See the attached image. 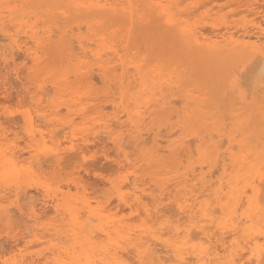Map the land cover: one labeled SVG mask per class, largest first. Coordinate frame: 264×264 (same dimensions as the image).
Returning a JSON list of instances; mask_svg holds the SVG:
<instances>
[{
  "label": "rangeland",
  "instance_id": "rangeland-1",
  "mask_svg": "<svg viewBox=\"0 0 264 264\" xmlns=\"http://www.w3.org/2000/svg\"><path fill=\"white\" fill-rule=\"evenodd\" d=\"M95 1L104 3L103 0ZM157 1L161 2L163 6H169V4H171L169 0ZM204 1L206 2L208 0H183L181 1L182 4H179L177 8L173 9L174 13H178L180 15L181 21L184 24L197 30L200 29L205 34H211L214 25H216L220 29L223 28L221 29L223 31L225 30V28H227L230 32H232L234 38H238V36L242 33V28L247 27L248 29H250L253 23H259L264 29V0H259L260 2L258 0H242V2H240V0H210L208 1V5L206 4L207 2L202 5L201 2ZM108 2L111 4L116 3L118 7H120L121 5V8L127 6L126 0H107V3ZM66 3L67 1L64 0L63 4L65 5ZM78 3H81V0H78ZM242 3H245L243 4L244 6H242ZM48 4L43 5L42 8L47 10ZM11 5L13 7H16H14L15 10L12 9L13 7L11 8ZM240 5L241 7H239ZM2 6L6 7L4 8L0 6V10H3L2 12H4V14H7L6 9L11 10L12 14L10 15V22L7 21L8 18L5 19L6 21L4 25L6 29L12 34H16L17 31L16 39L19 41V43H27V47H31L32 50L36 51L37 54L36 60H33L30 56H27L23 50H10L9 41L6 38L0 36V98H2L0 99V102L3 100V103H0V154L2 153L0 156L6 154V158L8 159L11 158V154L14 155L11 158L13 159V163H11L10 166L7 167V170H5V168L3 169V167L0 165V264H56V261L61 260V257L68 252L80 254L89 251L97 254L101 245L100 240L98 241V238H92L91 240L89 239L87 241V239H83L82 236L84 237L85 234L87 235L91 230H95L99 226L97 214L101 209H103V207L104 209H106L105 213L107 215V211H110V215L116 213L118 217L117 219L121 220V224H125V227H128L130 229V233L132 231L136 234H139L142 229L147 228L149 225L153 231H158L160 228L164 227L165 232L170 226H173L178 228V235L175 236V238L183 237V230L188 226V222L187 220H185V218L183 221L182 216H184V214H182V216L180 215V212L177 211V207L175 204L176 200H178L179 198H181L179 200H182L183 197L187 199V204L193 205V208L196 212L199 210H203L204 208H208L212 218L215 221L222 220L224 215L221 213L219 206L216 204L214 191L219 188L221 177L223 176L221 162L223 154V159H226L228 157L226 154V148L228 146L227 136L230 135L233 128L231 124L233 120L229 119V116H246L250 114L251 110H254V108L256 109V106L257 109H264V88H259L263 86L261 83L262 80H260L262 79V77L257 72H252V70V74L251 72H249L252 77H250V74L248 73V77H250V79H248L247 73L245 72L249 70H246L244 72V69H247L248 67V62L241 65L240 63H238L239 60H237V62L231 64V66L226 65L225 67H220L215 70V72H210L206 69V67H204L201 71V74H198L194 78H190V81L188 79L186 81L182 80L181 82H178L177 86H174L173 89L170 90V92L174 94V96L170 99H179L177 102L169 100V103L165 106V109L163 111L157 109L154 113H152L151 109H147L148 105L145 106L143 104L144 101H146V99L150 97V94L152 95L153 93L157 94L155 99H159L160 96L161 98L164 95L167 96L168 89L164 84H162L159 88L156 87V89H153L154 87L152 86L150 78L153 76L155 71L162 73L164 78H167V76L171 74L172 71L176 72V70H178L176 73L182 72L180 71L181 68H176L175 63L180 62L181 59L183 60V56L181 54H177V56H179V58H177L175 53L173 54V50H171V48H168L170 53H163V51L165 52L167 51V49H163L162 51V46H160L159 44L157 45V42L153 41L152 44L148 43L150 42L149 40H152L151 35L153 36V40L155 39V35L153 34H156L157 37L163 36H159V32L156 31V29H153V25L155 23L154 17L150 18L148 24L137 22L135 34L133 33V35H130L131 38L128 40L127 29L125 28L124 24H122V20H120L122 17V13L120 14V12L115 15L112 14V16H110V12H108L107 19L104 20V24L102 26L93 25L88 28L86 22L87 19H82L80 21L74 22L71 19V12H68L67 18H65L64 16L61 17V15L56 14L57 10L55 12L53 10V14L51 15L52 17H50L49 20H46L47 15L43 13V10L35 7L32 4V0H25V2H23L22 0H15L11 1V3L9 1L5 2V4ZM198 6L200 7L199 9L197 8ZM256 6H258V8ZM20 8H23L22 11ZM24 8H26L27 10ZM252 9L254 10L252 11ZM50 10L52 9L50 8ZM192 10H195L196 12H192ZM60 11L62 12L63 10L59 9V12ZM190 11L192 14L190 13ZM39 12L40 15H38ZM183 12L188 13L186 15L183 14V16L181 15ZM35 13L38 14L35 15ZM150 14L151 11L148 12V15ZM26 15H28L27 17L29 18L25 17ZM33 15H35V18H31L34 17ZM24 19L27 21V24H25L26 22ZM28 19L34 22H29ZM54 21L55 23H53ZM18 23H22L23 26H19ZM54 25H56V27ZM70 27H74V29L77 31L74 30L72 32ZM82 27H84L83 33H81ZM142 27L145 29H143ZM197 27L201 28L198 29ZM48 28L56 31L55 33H58L57 28H66L67 30H69L68 35L70 36V39H74L73 41L76 42L75 37H80L83 42L92 45H88V49H91L94 53L98 51L96 47V39L98 37H104L105 44L107 46L111 45L110 47H113L112 49L106 48L99 51L100 54L102 53L105 56L102 57L101 54V62H105L102 66L105 68L104 70L106 71L105 73L107 78H103L99 61L91 54H88L89 57L87 56V58H84L81 54H77V52H79L80 50L73 47L75 49L72 51V55L70 54L65 58H61V62L58 65L55 64V50L50 49L47 46H44L41 49H37L30 41V39L27 38L30 34L29 30H31L32 32L35 31L39 37H45V35H43V32ZM206 28H208V31L206 30L208 33L204 31ZM25 31L27 32V34ZM145 31L148 32L145 33ZM148 33L149 35H151L146 36ZM141 36L144 37H142V39L144 40H141ZM21 37L23 38L21 39ZM262 37H264V34L262 35ZM147 38L149 40L145 41V39ZM27 40H29V43L27 42ZM55 40H58V38H53L52 41ZM43 44L47 43L43 42ZM76 45L77 43L73 44V46ZM256 45L264 48V39L262 38L261 41H259ZM120 49L121 52L118 51ZM158 49L159 51L161 50L162 53L159 52ZM103 50H105L104 53L101 52ZM154 50H156L157 55ZM143 51L145 52L143 53ZM19 52L20 55H22V58L20 57V59H16L15 57H19ZM166 54L172 55L170 61L166 60V58L164 57V55ZM75 55L77 56L74 57ZM139 57H143V59ZM110 58L113 59L111 60ZM26 60L29 62H27ZM171 61L173 63H171ZM106 63H109L108 67H106ZM171 64H173L172 71H170L169 67ZM249 67H252V65ZM115 68H117V70H114ZM227 68L232 69V72L237 79V84H239V82H242L245 85H243L242 83L239 84V89L236 91L233 90L232 92L229 90L227 82H224V84L222 85L223 87L219 86V72ZM19 69L21 70L20 73L19 71L17 72V70ZM181 70H183V73H185V69ZM240 72L241 75L244 73L246 75L244 74L245 76L242 75L239 77ZM94 75V78L97 77L99 82L94 81L96 80L93 78ZM122 76H126L128 77V79L124 81L122 79ZM88 78L90 79L88 80ZM191 79L195 81L192 82ZM245 80L246 82H244ZM209 82L212 85H210ZM248 82L251 83V86L246 85V83ZM205 83L207 87L205 86ZM249 87H252L253 89H249ZM244 88H246L247 90L249 89V92L246 90L248 92V94H246L247 96H245L246 91ZM213 89H217L218 94L220 93L218 95L219 102L213 100V96H210V94L213 95V92L211 93ZM225 89H228L226 91V94ZM256 89L260 91V93H258ZM5 90L8 91L7 93L11 91L13 96L11 92L10 94H7ZM49 90L51 92L48 95L46 93H49ZM252 90L256 94L253 95ZM221 93H223V95ZM5 94H7V96ZM248 96L249 98L246 99V97ZM197 98H199L200 100H197ZM226 98L227 100H229L227 101ZM257 98L259 100H257ZM206 100L208 101V103H206ZM228 102H232L233 104ZM226 103L229 105H227ZM106 105L108 106L106 107ZM218 107L220 110H218ZM226 107L228 108L227 110ZM62 108L63 111L61 110ZM232 108H234V110ZM241 108L244 109L240 110ZM59 109L60 111H58ZM124 109H126V111L130 113L134 122H138V124L141 126L143 135L142 139H146L145 137H147V135L148 138L150 137V139H148L147 141L148 143L146 142V146L145 140L144 144L141 143L138 146H134L133 141L128 137L131 127L129 124L128 116ZM198 109L201 110V112L204 114H213L214 112L218 111V114L221 115L219 116L221 117L222 123H225V129L221 130L224 133V136L216 140L218 141L222 138L224 139V141L221 140L222 143H224L223 145L221 144L222 146L220 149V153H222L221 158H219L218 161L219 164L217 163L218 168L216 167V165L214 166L213 164H211L208 159L205 162L199 159L196 152V149L198 148V146H200L201 139H203L204 136H206L208 133H212L213 136L215 135L213 133L214 125L200 126L199 123L201 122H195V119H193L191 122H189V124L186 125V127H183V123L185 122L186 117V113H184V111ZM25 110H27L26 114L25 112L23 113V111ZM121 115L123 116L121 117ZM26 116L30 117L32 120L31 129L28 123H26L24 120V117ZM40 116H43L44 118H40ZM115 117H119V123H115ZM209 117L212 118V116ZM8 119H11V121H9ZM111 120L113 121L111 122ZM111 123L112 126L114 124L116 129L110 131V127V129L106 131V134L109 133L108 135H106L105 132L102 133L104 131V125ZM115 124L118 125V128ZM123 124H127V127L121 126ZM165 127L167 129H165ZM59 128H63L60 132L61 136L60 134H58L59 132H57L59 136L53 135L55 131H60ZM32 130L36 133V136ZM163 130H165V135H163ZM98 131L99 133H97ZM174 131H177L176 134H174ZM168 133L173 134L172 136H168ZM98 134L101 137L105 135L103 137L105 139H101ZM95 137H97V139ZM25 138H28V140H30L31 142L25 140ZM99 138L103 141H99ZM122 138L124 139V141L122 140ZM182 138H185V141L187 139L190 140L191 138L192 140L194 139L193 141H190L192 142V145L187 140L185 142L186 148L178 149V143ZM38 139H41L42 142H38ZM85 139H87V142L84 141ZM112 139H115V143H118L119 146H116ZM153 139L160 140V142H165H158V145L161 148L159 149L161 150V152L158 151L159 154L158 152L157 154L153 153V150L155 148V146L152 147ZM77 140L80 145L86 144V146H89L88 148L83 146L85 147V149L81 146L83 149L81 148L77 150V152H75L76 154L79 152L77 155L78 159L74 157L75 160H73V153L72 155H70L71 153H68V156H72L70 157L72 158L70 159L71 161H69V157L66 155L67 152H63L70 146L74 144L76 145ZM79 140L81 141L79 142ZM106 140L107 143L105 142ZM94 142H97L98 144H94ZM99 142L102 144H100ZM121 142H126V145L128 144V142H131L133 146H130L131 144L129 143L130 145H127L128 148H126L125 143V146H122L123 144ZM34 143L35 146L33 147ZM45 144H48L49 147L55 146V150L51 147L49 148L47 145V147L44 146ZM142 144L144 146H142ZM189 144L192 146V150L189 147ZM29 145H32V148H30ZM112 145L115 147V150L113 149L114 147H112ZM129 147L130 150H128ZM131 147L134 148L131 150ZM57 148H60V150H57ZM38 149H43L42 153L46 154L47 157H41V159L38 161L37 155L40 154ZM50 149L52 150V152L50 151ZM134 149H136L137 152H135L138 155L135 153V155H133L132 151H134ZM44 150H47L48 154L46 153L47 151ZM80 150H83L84 153ZM177 152L178 155L176 154ZM192 152L194 153L192 154ZM232 152L238 153V148L233 147ZM55 153H63L59 154L60 156H58L62 158L60 160L61 163L56 164L55 161L50 158L51 155ZM118 155L120 157H118ZM40 156L43 155L41 154ZM63 156H66V158H64L65 160H63ZM48 157L50 158L49 160H47ZM44 159H46L47 162H44ZM50 160L52 162H50ZM116 160L120 162H118L117 164ZM181 160L184 162H182ZM43 164H45L47 168H41ZM225 164L227 173L233 175L234 173L229 165V160L226 159ZM22 166L23 168H21ZM119 167L121 168V171L119 170ZM194 167H197V170ZM11 168H13V170H8ZM25 168L27 169V171ZM213 169H215L216 172H214ZM122 170H124V174ZM11 171H14L15 174L14 172L11 173ZM6 172H10V175H6V177L3 178V174L5 176ZM211 172H213V174H211ZM201 173L205 175V181L203 182H205L206 185L204 187H202L201 182L196 179L200 177ZM21 176L24 177L22 178ZM193 176H195V179ZM20 177L22 178V180H20ZM145 177L146 179H144ZM125 178L128 179L132 186L134 184H137L139 186L142 181L144 185L137 188V190L145 189L148 187L147 190H144L142 193H140L142 197L146 198H143L145 201L142 199L144 203L146 202V206H150V202L152 201V208L158 207L159 211H161L164 208L167 209L170 207L169 209H171V204H175L174 206H172V209L176 211H173L174 214H172V216L170 217H173L172 219H174L177 214L178 218L181 216L182 218L180 219L182 221H179L180 223H182V226H180V223H176L178 222L177 217L175 218V220H173V223L172 219L168 217L169 215L167 216L166 211L171 215V210L160 212L158 214L159 216L161 213L163 215L165 214V216L160 219L157 218L159 220L153 221V223L151 222L153 224L151 226V224L144 225L141 223L142 220L150 223L149 218L143 212L144 209H142L141 207L140 211H143L141 212L140 217L138 216V210L135 212L127 209V211V207L125 208L124 205H121L122 207H118L120 202L118 201V194L116 193L114 187L120 186ZM19 181L21 183H19ZM154 181L156 182V184H158V186L155 185ZM223 181L224 180H222L221 182ZM23 182L25 183V185ZM36 182L38 183L36 184ZM163 182L166 183L167 186L169 185L168 192L164 191L160 194L158 188ZM7 184L9 185V187ZM19 184L23 187L21 186L19 188ZM44 184L47 185V188L49 186L52 188H50L51 192H53L52 194L50 192V189L46 190V185ZM178 184L185 185V191H182V193H180L182 185L176 186ZM12 186L15 188H13ZM127 189L129 188H125V192ZM263 189L264 188L262 187L260 191L262 192ZM224 191L227 192V190ZM16 192L18 194L23 193L26 195H18ZM263 193H260L259 195H263L262 197H264ZM62 194H64L66 197ZM198 195L200 196L198 197ZM163 196L164 198H167H165V200H161ZM229 196L230 194L227 195L226 200L230 202L231 200H229ZM246 196H252V192L249 188H247ZM52 198H55L56 201H53ZM63 198L67 199L63 201ZM80 198H83V200H80ZM113 198L114 201H111L113 200ZM148 198L151 201L148 202ZM73 199L74 201H72ZM261 199L263 200V198ZM48 200L50 203H48ZM212 200L214 202L211 203L210 201ZM242 200V206L237 210L236 213V216H238L237 221L239 222L240 228L236 231L234 236L232 235V237H226L227 234H225L226 236L223 237L224 239L231 238L230 240H237V243L239 242L238 246L243 245V247L241 246V249L242 251H244V244H242V242L245 243V241L242 240L244 234H246L244 230H249L251 225L249 221L243 219L242 214L244 212L246 213L247 202H245L246 199L244 198ZM262 200L261 202L263 203L264 201ZM63 202L68 204H65ZM56 204L59 205H57L56 207ZM167 204H170V206L167 207ZM107 205L109 207H105ZM162 206L164 207L163 209L160 208ZM111 207L113 209H110ZM215 207L216 209H219V211L217 209V214L219 213L218 215H216L215 213ZM69 208L72 209V213H70ZM148 210H151V207H149ZM175 213L177 214L175 215ZM200 214V212L197 213V215ZM141 217H144L145 219H142ZM132 218H136L134 219L135 221H133ZM139 218H141L142 220H140ZM165 220L170 222L172 221L171 225H169L168 223L167 226L164 225L166 224L164 223ZM211 230L212 232H215L216 228H212ZM191 231L195 232V234H193L194 236L191 234L192 237L191 235L189 237L193 240L190 241L188 238H186L188 240L186 245L184 246V248H186L188 252V254L186 255V263L188 262L187 264H200V262H197L191 254L192 249L195 247L197 248L202 240L204 242L202 246L209 254L214 251V247H216L218 250L217 257L213 258L211 254V258L209 260H205L207 264H229L231 263V256H233V259L238 258L237 256L235 257V253L237 254L239 248L235 246L234 241L232 242L234 245H232L230 242L229 245L227 244V246L225 243L224 246H226V248H224V246H220V243L217 244L214 241L215 239H212L211 241L206 240V242L204 240V237L201 235H199L201 237H195V235L198 236L196 234V230L191 229ZM217 235L219 237V234ZM228 235L231 236V234ZM133 237H135V235H133ZM199 238L203 239H201L200 241ZM194 239L197 241H194ZM261 239L263 240V238ZM261 239L260 241L258 239L260 243H257V247H262L264 245V240L261 242ZM229 241L226 240L227 243ZM121 242L124 243L121 244L124 245V247L127 245L125 242ZM214 243H216V245ZM163 245L164 243L162 242L160 247L159 245L155 247L157 250L159 249L158 254H160V257L161 255L164 256V259L161 258V260L165 262V258L169 257L168 260L166 259L168 262H165V264H177V262L171 261V259H174L173 252L164 248ZM246 246L248 248L252 247L251 249H254L252 243L249 245H245V247ZM162 249L163 251H165L162 252ZM248 250L246 251L245 249L246 252L244 251V254L242 253L243 257L240 256L241 260H237L235 264L255 263H253V259L248 261L249 253L244 257L245 253H247ZM131 251L132 250L128 251V254L125 255L130 259L135 257L134 253V255L130 254L132 253ZM122 254L124 255L126 253ZM121 257L122 264L133 263L132 259L129 260L127 257ZM126 258L129 260V262ZM236 259H234V262L236 261ZM135 260L137 261L136 258ZM263 262L264 260L258 264H262ZM138 263L139 262L137 261V264Z\"/></svg>",
  "mask_w": 264,
  "mask_h": 264
},
{
  "label": "bare ground",
  "instance_id": "bare-ground-1",
  "mask_svg": "<svg viewBox=\"0 0 264 264\" xmlns=\"http://www.w3.org/2000/svg\"><path fill=\"white\" fill-rule=\"evenodd\" d=\"M9 1L11 3V1H15V0H0V6L1 7H4L2 5H4L5 2H9ZM18 1H21V0H18ZM22 1L25 2V0H22ZM63 1L62 0H32V4L35 7H37V8H39V9H41V10L44 11L43 13H45L47 15V19L46 20H49V18L52 17L51 15L53 14V12H52L53 10H54V12L57 10L56 11L57 12L56 14L61 15V17L64 16L65 18H67L68 12L69 13L71 12V15H72V18L71 19L74 22L75 21H80L82 19L83 20L84 19H87L86 22H87V27L88 28H90L93 25L102 26L104 24V20L107 19V16H108L107 13L108 12H110V14H109L110 16H112V14L115 15L118 12H120V14L122 13V17H121L120 20H122V24H124L125 28L127 29V38H128V40L131 38L130 35H133V33L135 34V28L137 26V22H140L142 24L143 23L144 24H148V22H149V20H150L151 17H154L155 18V23L153 25V27H154L153 29H156V31L159 32V36L160 35H163V36L157 37L156 34H153V35H155V39L153 40V36L150 34L151 37H152V40H149L147 38V39H145V41L146 40H149L150 42H148V43H150V44H152L153 41L154 42H157V45L159 44L160 46H162V51H163V49L164 50L167 49V51H165V52L163 51V53H167V52L170 53L168 48H171V50H173L172 51L173 54L175 53L176 56H177V54H181L183 56V60L181 59L180 62H176L175 64H176V68L177 69H180V68L181 69H185V73H183V70H181V69H180V71H182V72H178V73H183V74L176 73L178 70H176V72L175 71H172L173 70V68H172V65L173 64H171L169 66L170 67V71H172V73L171 74L168 73L169 75L167 76V78H164L162 73H159L157 71L154 72L153 76L150 78L151 79L152 86L154 87L153 89H156V87L159 88V87H161L162 84H164L167 87V89H168L167 90L168 95L167 96L164 95L162 98L160 96L159 99H155V97H156L157 94L156 93H153L152 95L150 94V97H148L146 99V101H144L143 104L145 106L148 105L147 106V109L148 110L151 109L152 110L151 111L152 113H154L157 109H160L162 111L165 109V106L169 103V100H171L170 98L174 96V94L171 93L170 90L173 89L174 86H177V83L178 82H181L182 80L183 81H186L188 79L190 81V78H194L198 74H201V71L203 70L204 67H206V69L208 71H210V72H215V70H217L220 67H225L226 65L227 66H231V64L236 63L237 60H239L238 63H240L241 65H243L244 63H247L248 62V65L247 66L249 67V66L252 65V67H249V68L247 67V69H244V72L246 70H249V71H246L245 72V73H247V77H248V73L251 72L252 70H253L252 72H257L262 77V79H260V80H262L261 83H262L263 86L262 87H259V88H264V48L256 45L259 41H261L262 38L264 39V37H262V35L264 34V29L261 27V25L259 23H253L250 29H248L247 27L242 28V33L238 36V38H234L233 37L234 35H232V32H230L227 28H225V30L223 31V30H221L223 28L220 29L216 25H214L211 34H205L202 30L199 29L201 27H199V28L197 27L199 29V30H197L195 28H191L188 25L184 24L181 21L180 15L178 13L175 14L174 13V10H173L174 8H177L179 4H182L181 1H183V0H169V2L171 3V4H169V6H163L161 4V2H159L157 0H126L127 1L126 2L127 3V6L126 7H123V8H121V5H120V7H118L116 3H113V4H111L109 2L107 3V0H103L104 3H99V2H97L95 0H81V3H78V0H66L67 3L65 5L63 4ZM98 1H100V0H98ZM161 1H163V0H161ZM208 1H210V0H208ZM208 1H206L207 3L205 1L204 2H201V3H202V5L205 4V3L208 5L209 4ZM240 2H242V0H240ZM46 4H48V6H47L48 9L47 10H45L44 8H42V6L43 5H46ZM235 4H237V3H235ZM243 4H245V3H242V6H244ZM258 6H256V7L258 8ZM12 7L13 6L11 5V8ZM14 7L12 9H14ZM239 7H241V5ZM4 8H6V7H4ZM50 8L52 10H50ZM197 8L199 9L200 7L198 6ZM22 9H21V11H22ZM24 9H26V8H24ZM59 9H61L63 11L62 12L61 11L59 12ZM254 9H252V11ZM2 11L0 10V33H1L0 36L6 38L9 41V43H10V48L9 49L10 50L16 49L17 51L18 50H23L24 53L27 56H30L33 60H36V54H37L36 51H33L31 47H27V43L21 44L16 39L17 31H16V34H12L10 31H8L6 29V27L4 25V23L6 21L5 19L8 18L7 21L8 22L11 21V19H10V15H12L11 14V10H9V9L7 10L6 9L7 14H4V12H2ZM17 11H19V10H17ZM149 11H151V14L150 15H148V12ZM192 12H196V11L195 10H192ZM187 13H184L183 12L182 14L181 13L180 14L181 15H183V14L186 15ZM190 13H191V11H190ZM37 14L35 13V15H37ZM28 15H26L25 17H27ZM35 15H33L34 17H31V18H35ZM38 15H40V12H39ZM19 17H18V19H19ZM37 17H39V16H37ZM27 18H29V17H27ZM28 20H29V22L32 21V20L30 21V19H28ZM53 20H55V19H53ZM25 22L24 23L27 24V21L26 20H25ZM32 22H34V21H32ZM53 23H55V21ZM18 24H19V26H23L22 23H18ZM59 24H60V22H59ZM54 26L56 27V25H54ZM72 28H71V30L73 32L75 29H74V27H72ZM83 28L84 27H82V29L81 28H78V29H81V31H82L81 33L84 32L83 31ZM143 29H145V28H143ZM206 30L208 31V28H206L204 31H206ZM75 31H77V30H75ZM207 31H206V33H208ZM55 32L56 31H53V29L48 28L46 31L43 32V35H45V37H39L35 31L32 32L31 30H29V33L30 34H29V36L27 38L30 39V41L34 44V46L37 49H41L44 46H47L50 49L55 50V53H56L55 54V64H58V65L61 62V58H65L66 56L70 55L75 48H78L80 50L79 51L80 53L77 52V54H81L84 58L85 57L87 58L88 54H91L94 58H97L98 59L99 64H100V70L102 71V74H103V78H107L106 77V73H105L106 71L104 70L105 68L102 66L105 62H101V54L102 53L100 54L99 51L101 49H106V48L107 49H112L113 47H110L111 45L110 46L109 45L107 46L105 44L104 37H98L96 39V41H97L96 47H97L98 51H96L94 53L91 49H88L89 46H92V45L83 42L80 37H75V41L76 42L73 41L74 39L73 40L70 39V36L68 35L69 34L68 33L69 30H67L66 28H63V29L62 28H57V32L58 33H55ZM147 32L145 31V33H147ZM150 32H153V31H150ZM85 33H87V32H85ZM149 33L146 36H148ZM26 34H27V32H26ZM104 35H105V33H104ZM142 37L143 36H141V40H144V39H142ZM4 38H3V40H4ZM22 38L23 37H21V39ZM53 38H58V40L52 41ZM0 39H1V37H0ZM3 40H1V41H3ZM28 41L29 40H27V42ZM145 41H144V43H145ZM43 42H46L47 44H43ZM74 43H77V45H76L77 47L76 46H73ZM115 46H117V45H115ZM73 47H75V48H73ZM153 47H156V46H153ZM104 51L105 50H103L101 52L104 53ZM118 51L121 52V49L118 50ZM154 51L156 52V50H154ZM158 51H159V49H158ZM144 52L145 51H143V53ZM147 52H148V50H147ZM159 52H161V50ZM10 54H11V52H10ZM17 54H18V52H17ZM107 55H109V54H107ZM156 55H157V52H156ZM76 56L77 55H75L74 57H76ZM103 56L104 55L102 54V57ZM162 56H163V54H162ZM171 56H172L171 54L170 55H168V54L164 55V57L168 61L171 60ZM20 57L22 58V55H20V52H19V57H15V58L16 59H20ZM173 57H172V59H173ZM139 58H142L143 59V57H139ZM177 58H179V56H177ZM16 59H14V60H16ZM142 61H144V60H142ZM10 62H11V60H10ZM27 62H29V61H27ZM171 63H173V62L171 61ZM108 64L109 63H106V67H108ZM168 65H169V63H168ZM174 68H175V66H174ZM250 68H251V70H250ZM20 69L17 70V72L19 71V73H20V71H21ZM93 69H95V68H93ZM114 70H117V68H115ZM252 72H251V74H252ZM244 74H242V75H244ZM251 74H250V77H252ZM242 75H241V72H240L239 77L242 76ZM69 77H72V76H69ZM94 77H95V75L93 76V78ZM250 77H248V79H250ZM219 78H220V81H219V84L218 85L219 86H222L224 84V82L225 83L227 82V84L229 86V90L231 92L233 90H235V91L238 90L239 89V84L242 83V82H239V84H237V79L234 76L231 68H227L225 70L220 71L219 72ZM89 79L90 78H88V80ZM94 79H96V80H94ZM94 79H93L94 81H96V82L98 81L99 82V80L97 79V77L94 78ZM122 79L124 81H126L128 79V77L122 76ZM241 79H243V78H241ZM244 79H246V78H244ZM194 81L192 80V82H194ZM251 81H252V79H251ZM192 82H191V84H192ZM244 82H246V80ZM248 83H246V85L251 86L250 85L251 83H249V84ZM120 84H121V79H120ZM200 84H202V83H200ZM209 84L212 85L210 82H209ZM242 84L245 85L244 83H242ZM257 84H258V82H257ZM257 84H256V86H257ZM142 85H144V84H142ZM185 86H187V85H185ZM195 86H196V84H195ZM205 86H206V83H205ZM202 88H203V85H202ZM246 88H244L245 91L247 90ZM250 88H252V87H249V89ZM259 88H258V90H259ZM249 89L247 90L248 92H249ZM50 90H49V93H46V94L49 95L50 92H51ZM213 90L211 91V93L213 92V95L210 94V96H213V98H214L213 100H216V101L219 102L218 95L220 93L218 94L217 89H215L214 91ZM227 90L225 89V94H226V91ZM258 90L256 89V91L258 93H260V91H258ZM247 91L245 93V96H247L246 94H248ZM7 92L8 91H6V93ZM10 92L7 93V94H10ZM220 92H221V90H220ZM252 93H253V95L256 94L253 90H252ZM7 94H5V95L7 96ZM11 94H12V92H11ZM221 94L223 95V93H221ZM229 95H230V93H229ZM12 96H13V94H12ZM210 96H209V98H210ZM226 97H227V95H226ZM256 97H257V95H256ZM248 98H249V96L246 97V99H248ZM258 98H259V96H258ZM258 98H257V100H259ZM0 99H2V98H0ZM113 99H115V98H113ZM198 99L199 98H197V100ZM9 100H10V98H9ZM152 100H153V102H152ZM178 100L179 99H176V100H173V101L177 102ZM226 100H227V98H226ZM243 100H244V98H243ZM175 102H174V104H175ZM210 102H212V101H210ZM206 103H208V101ZM228 103L233 104L232 102H228ZM227 105H229V104H227ZM107 106L108 105H106V107ZM231 106H230V108H231ZM84 108H85V105H84ZM220 108H222V107H220ZM109 109H110V106H109ZM202 109H204V108H202ZM227 109L228 108L226 107V110ZM232 109L234 110V108H232ZM242 109H244V108H241L240 110H242ZM61 110L63 111V108ZM218 110H220L219 107H218ZM26 111L27 110L23 111V113L25 112V114H26ZM58 111H60V109ZM124 111H126V109H124ZM184 113H186V117H185V122L183 123V127L184 126L186 127V125L189 124V122H191L193 119H195V122H198V123L201 122V123H199L200 126L201 125L202 126H205V125H214L213 133L215 135L213 136L212 133H208L206 136H204V138L201 139V144L196 149V152H197V155H198L199 159H201L204 162L207 161V159H208V161H210L211 164H213L214 166L216 165V167H217V163L219 161V158H221V153H222V152L220 153V149H221V146L224 143V142L222 143V141H224L223 138L221 139L222 141L221 140L216 141L217 139H220L221 137L224 136V133L221 130L222 129H225V123H222L221 117H220L221 115L218 114V111L214 112L213 114H204L199 109L198 110H187V111L185 110ZM126 114L128 116L129 124H130V127H131L130 128V133H129L128 137L133 141L134 146L135 145L138 146L141 143L144 144V140H145V146H146V144L148 143L147 141H148V139H150V137L148 138V135H147V137H145L147 140L146 139H142L143 138V135H142V131H141L142 130L141 129V126L138 124V122L137 123L134 122V120L132 119V117H131V115H130V113L128 111H126ZM123 115H124V113H123ZM123 115H121V117ZM208 115L209 116H212V118L209 117ZM223 116H226V115H223ZM42 117L40 116V118H42ZM172 117H173V115H172ZM76 118H78V117H76ZM118 118L115 117V123H119V119ZM222 118H225V117H222ZM229 119L233 120L232 123H231L233 128H232V131H231L230 135L227 136L228 146L226 148V154H227L228 157L226 159L229 160V165L232 168L234 174L232 175L230 173H227V168H226V164H225L226 159H223L224 158V154H223V157H222V160H221V162H222L223 176L221 177V181L222 180H224V181L223 182L220 181L219 188L216 191H214L216 204L219 206V209H220L221 213L224 215V217L222 218V220L215 221L212 218L211 213L208 210V208H204L203 210H199V211L196 212L194 210V208H193V205L187 204V199H185L183 197L182 200H179V199H181V198H179L178 200L175 201L176 202L175 204H176V207H177V211L180 212V215L181 216H182V214H184V216H185V217L182 216L183 218L181 216L178 218L177 217L178 214L175 213V215L177 214L176 217L178 218V220H177L178 222H176V221L175 222L176 223H180V221H182L180 218H182L183 221H184V218H185V220H187V222H188V226L186 225L187 227L183 230V232H184V236L183 237H180V238L176 237L175 238V236L178 235V228L177 227H173V226H170L167 229V231L165 232L164 231L165 230L164 227L163 228H160L158 231H153L152 228L149 225L147 228L142 229L139 232V234H136L135 232H132V231L130 233L129 232L130 229L128 227H125L126 226L125 224H121V220H118L117 219L118 217H117V214L116 213L110 215L109 214L110 211H107V213H108V215H107L105 213V210L106 209H104V207H103V209H101L100 212L97 214L98 220H99V226L95 230H91L87 235L85 234L84 237L82 236V238L83 239L86 238L87 241L89 239L91 240L92 238H98V241L100 240L101 245L99 247L98 253L95 254L93 252H89L88 251V252H83V253H80V254H75V253H72V252H70V253L68 252V253H65V255L61 257V260L56 261V264H122V262H121V258L122 257L121 256L127 257L125 255H127L128 254V251H130V250H132L131 251L132 253H130L131 255H134L135 254L134 255L135 257H133L134 260H133V258H131L134 264H137V261L139 263H142V264H165V262H168L167 260H168L169 257L165 258V262H163L161 260V258L164 259L163 258L164 256L161 255V257H160V254H158L159 249L157 250L155 248V247H157V245H159V247H160V245H161L162 242L164 243V245H163L164 248H166V249H168V250H170V251L173 252L174 259L173 260L171 259V261H175V262H177V264H187L188 262L186 263V258H187L186 255L188 254V252H187L186 248H184V246L186 245L188 239L190 241L193 240L192 238H189L191 234L192 235L195 234V232L194 231H191V229L196 230V234L198 236L195 235V237H201V236H203L205 241L206 240L207 241H211L212 239H215L214 241L217 244L220 243V246H222V247L225 245V243H226V245L227 244L229 245L230 242H231L232 245H234L232 243L234 241L235 246L237 248H239V251H237V254L235 253V257L237 256L238 258L237 259L234 258V259H236V261L234 262L233 256H231L230 257L231 263H229V264H235L237 262V260L238 261L241 260L240 256L243 257L242 255L244 254L243 252L245 251V249H246V251L249 249L248 252L245 253V255H244V257H245L249 253V255H248V261H250L251 259H253L254 260L253 263L255 262L254 264H258V263L262 262L264 260L263 259L264 258V247H263L264 245L262 246L263 248L262 247H257V243H260L259 241H260L261 238H263V240H264V207H263V205H264L263 203L264 202L263 203L261 202V200H262L261 198H263L262 201H264V197H262L263 195H261V196L259 195L260 193H263L264 192V189L262 190V192L260 191L262 187L264 188V109H262V108L261 109H257V106H256V109L254 108V110H251L250 111V114H248L246 116L233 115V116H229ZM8 120L11 121V119H8ZM24 120H25L26 123H28V125H29V127L31 129V127H32V122H31L32 120H31V118L28 117V116H26V117H24ZM112 121L113 120H111V122ZM115 125L118 128V125L117 124H115ZM40 126H42V125H40ZM46 126H47V124H46ZM113 126H114V124H113ZM113 126H112V123L111 124H105L104 127H103V130L104 131L102 133L105 132V134H106V131L109 130L110 127H111L110 131L111 130H115L116 127L115 126L113 127ZM121 126H123V127L126 126L127 127V124H123ZM112 127H113V129H112ZM59 129H60V131H55L53 135L57 136L58 134H60V132H61V130L63 128L62 129L59 128ZM165 129H167V128L165 127ZM57 132H59V133L57 134ZM164 132H165V130H163V133ZM174 132H175L174 134H176L177 131H174ZM97 133H99V131ZM108 134H106V135H108ZM166 134H167V132H166ZM172 134L173 133H171V134L168 133V136H172ZM163 135H165V133ZM35 136H36V133H35ZM60 136H61V134H60ZM94 136H96V135H94ZM104 136H102V137L100 136V138L101 139H105V138H103ZM97 137H95V138L97 139ZM237 137H238V139H237ZM53 138H54V136H53ZM100 138L98 140L102 142L103 140H101ZM88 139H90V138H88ZM124 139H125V137H124ZM124 139L122 138L123 141H124ZM25 140H28V138L27 139L25 138ZM191 140H192V138L190 140H188V141L190 142ZM28 141H30V140H28ZM40 141L42 142L41 139L40 140L38 139V142H40ZM80 141L81 140H79V142ZM84 141L87 142V139H85ZM112 141L115 143V139H112ZM186 141H185V138H182L179 141V143H178V149L179 148L185 149L186 148V145H185L186 144L185 143ZM105 142L107 143V140ZM158 142H160V140L153 139V146L152 147L155 146V148H156V149L154 148V150H153V153L154 154L155 153L157 154L158 151L161 152V150H159L161 148L158 145L159 144ZM95 143H97V142H94V144ZM121 143L123 144L122 146H125L126 145V142H121ZM124 143H125V145H124ZM160 143H165V142L164 141H161ZM190 143L192 145V142H190ZM100 144H102V143H100ZM115 144H116V146H119L118 143H115ZM143 144H142V146H144ZM41 145H43V144H41ZM46 145L48 146V144H45L44 146H46ZM66 145H67V143H66ZM76 145H80L78 143V140H77V144ZM76 145L74 144V145L70 146L67 150L65 149V151L63 152V153L67 152L66 155L68 153H71L70 155H72V153H73V160H75L74 157L78 159V156L77 155H78L79 152L77 154L75 153V152H77V150L81 149L83 146H85L87 148L89 146V145L86 146V144L85 145H80V146H76ZM127 145L128 146L129 145L130 146H133V144L131 142H128ZM127 145H126V148H128ZM191 145L189 147L192 150V146ZM34 146H35V143L33 144V147ZM29 147L32 148V145H29ZM50 147L55 150V148H54L55 146L54 147L53 146H50ZM85 147H83V148L85 149ZM112 147H114V146L112 145ZM233 147H237L238 148V153H233L232 152ZM133 148L134 147H131V150ZM113 149L115 150V147ZM42 150L38 149V151L40 153V154L37 155L38 161L41 159V157L42 158L47 157L46 154H43L42 153ZM57 150H60V148H57ZM128 150H130V147H129ZM44 151H47V150H44ZM50 151L52 152L51 149H50ZM80 151L83 152V150H80ZM135 151H136V149H134V151H132L133 152V155L137 154L136 153L137 151L136 152ZM51 152H49V153H51ZM159 152H158V154H159ZM24 153H25V151H24ZM46 153L48 154V151ZM63 153H55V154H52L50 158L53 159L56 164L61 163L60 160L62 158L61 157H58V156H60L59 154H63ZM193 153L194 152H192V154ZM41 154L43 156H40ZM74 154H75V156H74ZM125 154H126V151H125ZM176 154L178 155V152ZM70 155L69 156L67 155L69 157V159H68L69 161H71L70 159H72V158H70V157H72ZM6 156H7L6 154L0 156V165L3 167V169L5 168V170H7V167L10 166L11 163H13V159H11V158L14 155L11 154L10 155L11 158H8V159L6 158ZM118 157H120V156L118 155ZM50 158L48 157L47 160H49ZM64 158H66V156L65 157L63 156V160H65ZM118 160H120V159H118ZM45 161H46V159H44V162ZM122 161H124V160H122ZM50 162H52V161L50 160ZM118 162H120V161H117V164H118ZM182 162H184V161H182ZM50 166H51V164H50ZM120 166H121V163H120ZM15 167H18V166H15ZM43 167L44 168L46 167L45 164H43V166L41 168H43ZM21 168H23V166ZM194 168L196 169L197 167H194ZM8 170H13V168L8 169ZM119 170L121 171V168ZM213 170H214V172H216L215 169H213ZM26 171H27V169H26ZM122 171H123V174H124V170H122ZM12 172H14V171H11V173ZM14 174H15V172H14ZM187 174H188V172H187ZM211 174H213V172H211ZM6 175H10V172H6L5 173V176L3 174V178H5ZM122 176H121V178H122ZM188 176H189V174H188ZM193 177L195 179V176H193ZM22 178L20 180H22ZM144 179H146V177ZM196 179L201 182V186L202 187H204L206 185L205 182H203V181H205V175L204 174L201 173L200 174V177L199 178H196ZM7 180H9V179H7ZM33 181H36V180H33ZM19 183H21V182L19 181ZM37 183L38 182H36V184ZM24 185H25V183H24ZM44 185H46V184H44ZM143 185H144V183L141 181V183L139 184V186L137 184L136 185L134 184L132 186L131 183L128 181V179L125 178L123 180L122 184H120V186H115L114 188H115L116 193L118 194V201L120 202V204L118 205V207H120L121 205H124L125 208L127 207L126 210L129 209V210L135 211V212L138 210L139 211V215H138L139 217L141 216L140 214L143 211V210L140 211V207L142 209H144L143 212L146 214V216L150 220V223H148L145 220H144L145 222L142 220V219H145L146 218L145 216H144L145 218L144 217H141L142 219L139 218L140 220H142L141 223L144 224V225L151 224V226H152L153 225L152 224L153 221H157L160 218H163L165 216V214L163 215L162 213H161L162 215L160 214V216L158 214L160 212H164L166 210H168V211L171 210V212H172L171 215L169 213H167V211H166V214H167V216L169 215L168 217L170 219H172L173 217L171 218L170 216H172V214H174V212L176 211V210L174 211L172 209V206H174L175 204H171L172 205L171 206V209H169L170 207L166 209V208H164L162 206L160 208H162V209L164 208L165 210L164 209L163 210L160 209L161 211H159L158 207L157 208L156 207L155 208H152V205H153L152 204V201L148 198L149 199L148 202L151 201L150 202L151 205L150 206L149 205L146 206L145 205L146 202L144 203L145 200L143 199L145 197H142L140 193H142L144 190H147L148 187L145 188V189L137 190V188H139L140 186H143ZM155 185L158 186V184H156V182H155ZM181 185L182 184H178L176 186H181ZM21 186L22 185H20L19 188ZM168 186L164 182L161 183L160 186H159V188H158V190L160 191V194L162 192H164V191L168 192ZM8 187H9V185H8ZM12 187H10V188H12ZM13 188H15V187H13ZM42 188H43V185H42ZM50 188H51L50 186L47 188V185H46V190L47 189H50ZM121 188L123 189L124 192L122 191ZM125 188H129V189H127L128 191L126 190V192H125ZM185 188H186V186L185 185H182V187L180 189V193H182V191H185ZM247 188H249L251 190V192H252V196L251 197L246 196ZM51 189H50V192H51ZM224 190H227V192H225ZM248 192H249V190H248ZM16 193H15V195H16ZM52 193L53 192H51V194ZM57 193H59V192H57ZM22 194H20V195H22ZM55 194H54V196H55ZM228 194H230V196H229V200H231L230 202L226 200ZM0 195H1V193H0ZM23 195H26V194H23ZM62 195H64V194H62ZM199 196L200 195H198V197ZM259 196H260V198H259ZM55 198H57V197H55ZM55 198L54 199L52 198L53 201H56ZM165 198H167V197H165ZM165 198L163 196V198L161 200H165ZM170 198H171V196H170ZM243 198L246 199L245 202H247L246 213L244 212L242 214L243 215V219H245L246 221H249L250 222V225H251V227L249 228V230H244V232H246V234H244V236L242 238V240L245 241V243H246L245 244L244 242H242V244H244V251H242V249H241L243 247V245H239L238 246L239 242L237 243V240H235V239L230 240L231 238L224 239V237H223V236H226L225 234H227L226 237H232V235L234 236V234L236 233V231L240 228L239 222L237 221L238 220V216H236V213H237V210L240 209L241 206H242V201H243L242 199ZM66 199L63 198V201L66 200ZM49 200H48V203H50ZM80 200H83V198H80ZM223 200H225V201H223ZM72 201H74V199ZM111 201H114V198ZM210 202L212 203L214 201L212 200ZM63 203H65V202H63ZM65 204H68V203H65ZM57 205H59V204H56V207H57ZM44 206H45V204H44ZM148 206L151 207V210H148L149 209ZM168 206H170V204H167V207ZM105 207H109V206L107 205ZM110 209H113V208L111 207ZM215 209H216V207H215ZM217 209L215 210L216 211L215 212L216 215L219 214V213L217 214V212L219 211V209H218V211H217ZM214 210H213V212H214ZM55 211H57V210H55ZM69 211H70V213H72V209L71 208H69ZM199 212L201 214L200 215H197V213H199ZM213 212H212V214H213ZM79 213H80V211H79ZM103 213L106 214V215H104ZM118 213H119V211H118ZM144 213H142V214H144ZM175 215H173V216H175ZM176 217H174V219H172V221L175 220ZM157 218H159V219H157ZM132 219H133V221H135L134 219H136V218H132ZM140 220H139V223H140ZM146 220H147V218H146ZM126 221H128V220H126ZM137 221H138V218H137ZM171 222L165 220L164 223H166V224H164V225L167 226V223L169 225H171ZM131 223H134V222H131ZM173 223H174V221H173ZM180 226H182V223H180ZM212 228H216V231L215 232L214 231L212 232V230H211ZM217 234H219V237H218ZM228 234H231V236L228 235ZM133 235H135V237H133ZM192 235H191V237H192ZM199 235H201V236H199ZM186 238H188V239H186ZM185 239H186V241H185ZM201 239H203V238H199L200 241H201ZM258 239H259V241H258ZM226 240L229 241V242L227 243ZM263 240L261 239V242ZM121 241L125 242L127 245L124 247V245H121V244H124ZM194 241H197V240L194 239ZM250 242L254 246V249H251L252 247L251 248H248L247 246L245 247V245L251 244ZM203 243L204 242L202 240V242H200V244H199V246H197V248L196 247L193 248L191 255L194 257V259L197 262H200V264H207L205 262V260L206 259L209 260L211 258V256H210L211 254H212L213 258L217 257L218 256V254H217L218 253V250H217L216 247H214V249H213L214 251L211 254H209L207 251H205V248L202 246ZM216 243H214V244L216 245ZM231 244H230V246H231ZM224 248H226V246H224ZM164 251L162 249V252H164ZM122 253H126V254L123 255ZM189 256H190V254H189ZM135 258L137 259V261L135 260ZM128 259L131 260L130 258H128ZM128 259H127V261L129 262ZM243 260H244V258H243ZM242 262H244V261H242ZM133 263H131V264H133ZM248 264H250V263H248Z\"/></svg>",
  "mask_w": 264,
  "mask_h": 264
}]
</instances>
